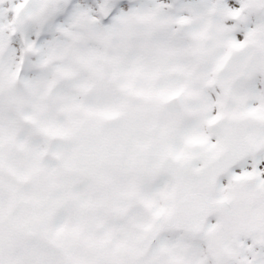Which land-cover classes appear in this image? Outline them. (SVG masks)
I'll return each mask as SVG.
<instances>
[{"label":"snow or ice","instance_id":"snow-or-ice-1","mask_svg":"<svg viewBox=\"0 0 264 264\" xmlns=\"http://www.w3.org/2000/svg\"><path fill=\"white\" fill-rule=\"evenodd\" d=\"M0 264H264V0H0Z\"/></svg>","mask_w":264,"mask_h":264}]
</instances>
